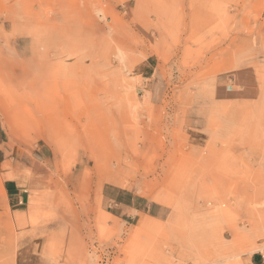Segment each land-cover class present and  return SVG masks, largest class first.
Here are the masks:
<instances>
[{
  "label": "rangeland",
  "instance_id": "374dc122",
  "mask_svg": "<svg viewBox=\"0 0 264 264\" xmlns=\"http://www.w3.org/2000/svg\"><path fill=\"white\" fill-rule=\"evenodd\" d=\"M0 264H243L264 249V0H0Z\"/></svg>",
  "mask_w": 264,
  "mask_h": 264
},
{
  "label": "crops",
  "instance_id": "0c3cea01",
  "mask_svg": "<svg viewBox=\"0 0 264 264\" xmlns=\"http://www.w3.org/2000/svg\"><path fill=\"white\" fill-rule=\"evenodd\" d=\"M23 202L24 198L19 184L12 179L4 180L0 190V216L18 215ZM241 259L243 264H264V249Z\"/></svg>",
  "mask_w": 264,
  "mask_h": 264
}]
</instances>
